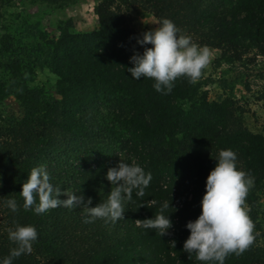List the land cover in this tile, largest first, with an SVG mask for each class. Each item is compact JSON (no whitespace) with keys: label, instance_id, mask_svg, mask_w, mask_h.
<instances>
[{"label":"trees","instance_id":"obj_1","mask_svg":"<svg viewBox=\"0 0 264 264\" xmlns=\"http://www.w3.org/2000/svg\"><path fill=\"white\" fill-rule=\"evenodd\" d=\"M74 0H0L4 11L24 3L63 7ZM141 8L158 22L168 18L199 46L233 42L221 48L214 65L238 68L264 57V0H99V26L77 32L71 19L58 20L57 35L30 11H12L0 37V101L14 97L19 114L0 115V259L16 245L8 231L32 225L38 240L32 252L12 264H203L183 252L185 225L200 212L205 182L221 149L237 154V167L255 178L245 205L255 228L253 244L230 254L224 264H264V128L243 125L230 92L239 74L220 77L222 93L209 98L214 83L203 72L195 83L181 77L162 94L149 78L134 80L126 71L130 56L144 48L125 19V9ZM144 47H151L146 45ZM56 78L55 93L37 84L39 73ZM120 160L139 164L152 179L140 197L125 203L116 223H84L81 208L57 207L43 214L23 208L22 184L31 169L44 165L62 191L83 196L90 207L107 199V170ZM14 198L18 211L6 201ZM61 199L67 197L61 195ZM170 215L163 236L138 220ZM175 241V247L171 242Z\"/></svg>","mask_w":264,"mask_h":264},{"label":"clouds","instance_id":"obj_2","mask_svg":"<svg viewBox=\"0 0 264 264\" xmlns=\"http://www.w3.org/2000/svg\"><path fill=\"white\" fill-rule=\"evenodd\" d=\"M155 29L142 33L136 39L144 48L142 53L134 52L129 60L133 65L126 69L134 80L149 78L154 81L153 88L162 94H168L174 82L181 77L195 83L210 61L207 46H199L191 36L181 35L173 21L162 18ZM151 45V47H144ZM215 167L209 172L205 182V193L200 201L201 212L195 220L185 227L190 234L183 243V252L189 257L195 255L203 264H224L230 254L240 255L254 242L255 225L245 207L249 190L255 184V178L237 167V154L231 149H221L215 158ZM105 179L112 185L107 199L90 207L89 198L69 193L51 182L50 174L44 165L33 167L22 184L20 192L23 208L43 214L57 207L81 208L84 223H94L97 219L116 223L124 218L125 203L136 195L143 197L144 190L152 179L139 164H129L122 160L107 170ZM61 195L66 199H61ZM6 206L18 211L17 201L8 199ZM163 205L159 214L152 218L138 220V226L156 229L161 236L168 234L172 227L170 215H165ZM8 238L16 247L9 256L0 259V264H12L13 259L32 252V245L38 240V232L32 225H16L9 229ZM175 241L171 245L175 247Z\"/></svg>","mask_w":264,"mask_h":264},{"label":"rangeland","instance_id":"obj_3","mask_svg":"<svg viewBox=\"0 0 264 264\" xmlns=\"http://www.w3.org/2000/svg\"><path fill=\"white\" fill-rule=\"evenodd\" d=\"M99 0H74L63 7L48 6L46 4H33L32 2L24 3L23 6L9 7L5 12L4 19L0 24V37L3 32L2 26L8 24L13 18L12 11H30L33 16L40 18L44 26L51 31L52 35H57L56 24L58 20L71 19L74 23V30L77 32H90L99 26L98 17L95 14V7ZM125 19L127 24L135 30L144 28L155 29L159 24L158 20L150 13L141 8L125 9ZM2 25V26H1ZM210 52V61L203 70L205 77H211L214 83L207 86L209 89V98L217 99L222 93L217 80L226 76L231 78L234 74H239L240 83L230 92L232 98L236 101L238 112L243 125L249 130L258 133L264 128V57L258 56L254 62L246 66L234 68L226 64L221 67L214 65V58L219 55L221 48L228 50L235 49L233 42L225 39L221 42H215L207 45ZM55 76L49 72L39 73L37 84L45 85L55 93ZM21 108L14 97H8L0 101V115L7 116L10 114H19ZM261 211H264V193L262 197ZM250 216V205H245ZM264 217V213H261Z\"/></svg>","mask_w":264,"mask_h":264}]
</instances>
